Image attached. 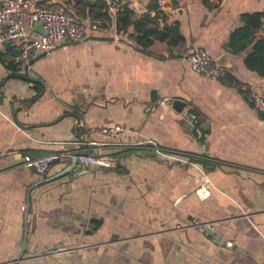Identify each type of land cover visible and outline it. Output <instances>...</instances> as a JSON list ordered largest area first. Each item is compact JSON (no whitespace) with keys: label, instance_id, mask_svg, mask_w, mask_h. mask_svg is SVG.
<instances>
[{"label":"crops","instance_id":"crops-1","mask_svg":"<svg viewBox=\"0 0 264 264\" xmlns=\"http://www.w3.org/2000/svg\"><path fill=\"white\" fill-rule=\"evenodd\" d=\"M167 1L162 11L158 0H128L133 24L118 30L99 1L63 0L85 40L35 52L30 68L6 59L22 39L0 44V264L18 254L26 223L14 264H264V109L248 92L264 87V36L243 19L262 16L264 0ZM137 24L157 30L147 49ZM196 47L224 68L220 78L192 69ZM104 125L130 127L131 141L152 137L198 167L90 131ZM93 141L89 152L114 155L116 165L37 185L25 220L29 188ZM61 153L73 156L44 174L25 163ZM201 170L212 183L205 198ZM194 218L217 222L216 234Z\"/></svg>","mask_w":264,"mask_h":264},{"label":"built area","instance_id":"built-area-1","mask_svg":"<svg viewBox=\"0 0 264 264\" xmlns=\"http://www.w3.org/2000/svg\"><path fill=\"white\" fill-rule=\"evenodd\" d=\"M63 0H0V44L6 41L22 39L20 52L15 56H7L6 59L19 66L30 68L33 55L37 51L48 53L54 50L64 41L82 42L85 40L86 27L73 15L59 6ZM99 1L105 10L118 15L123 12L125 6L129 5L128 0H96ZM159 9L166 11L169 8L167 0H158ZM37 23L43 25L44 32H38L34 37H29L27 31L35 28ZM261 32L264 36V13L261 16ZM192 69L206 77L218 79L224 74V68L217 64L214 58L205 49L196 47L188 55ZM249 97L256 108L264 109V87L248 89ZM195 120V117L192 116ZM92 133L114 137L118 145H149L154 155L161 159L198 164L190 159L170 153L168 149L161 147L152 137H145L141 140L131 141L130 134H138V131L123 125L114 126H92ZM96 142H89L94 144ZM70 153L50 154L32 157L25 156V163L33 167L39 174H44L55 160L64 161ZM117 163L114 155H99L89 152L88 155L78 156L80 169L92 167H111ZM204 178L197 189L201 198L211 195L209 184L210 178L204 170H201ZM192 226L198 230L216 234L218 223L215 221H204L194 218Z\"/></svg>","mask_w":264,"mask_h":264},{"label":"water","instance_id":"water-1","mask_svg":"<svg viewBox=\"0 0 264 264\" xmlns=\"http://www.w3.org/2000/svg\"><path fill=\"white\" fill-rule=\"evenodd\" d=\"M86 3H93L95 2L96 0H84ZM35 28H37L39 30V32H44L43 30V25L41 23H37L35 25ZM12 41H6L4 42L5 45H9ZM173 105L177 106V108L179 110H181V108L183 106L186 105V102L181 100V99H175L173 101ZM78 122H79V118H78ZM84 149L85 150H82V151H76L75 152V156L74 158L72 159V162L70 164H68L67 166H65L62 171L50 176V177H47L45 179H42L36 183H34L28 190V193H27V203H26V212H25V220H27L28 216H29V211H30V192L32 191V189L34 187H36L37 185H40V184H43V183H46V182H50V181H53V180H56L64 175H67L69 173H71L72 171L76 170L77 168H79V165H78V156L80 155H88L89 154V151H90V148L88 146L87 143L84 144ZM55 162H59L58 160H55ZM28 234H29V228H28V224L26 223L25 225V233H24V238H23V242H22V245H21V248L18 252V254L11 260L9 261L8 263L6 264H14V263H17L21 260L22 256L24 255L25 253V250H26V245H27V239H28Z\"/></svg>","mask_w":264,"mask_h":264},{"label":"trees","instance_id":"trees-1","mask_svg":"<svg viewBox=\"0 0 264 264\" xmlns=\"http://www.w3.org/2000/svg\"><path fill=\"white\" fill-rule=\"evenodd\" d=\"M130 13H131V9L130 6L127 5L125 6V9L123 12H120L117 15V27L118 30H123V29H127L128 25H132L133 21L130 18ZM243 19L245 21V23L248 26L254 27V28H258L261 25V15L260 14H248V15H244ZM135 28H137V37L136 40L138 41V43L142 46L143 49H147L152 43L153 40L151 39V36L155 35V32L157 30L155 29H151V28H139V25H135ZM160 40H166L168 38V36L166 35H161L159 36ZM169 43L173 44L174 41L173 39H169ZM18 53H13L11 54V56H15ZM249 64L250 60H247ZM9 65L15 69L16 71L19 68L18 64H15L13 62H10ZM257 69L260 70L261 72L264 71V64H261L260 66H257Z\"/></svg>","mask_w":264,"mask_h":264},{"label":"rangeland","instance_id":"rangeland-1","mask_svg":"<svg viewBox=\"0 0 264 264\" xmlns=\"http://www.w3.org/2000/svg\"><path fill=\"white\" fill-rule=\"evenodd\" d=\"M24 67V66H23Z\"/></svg>","mask_w":264,"mask_h":264}]
</instances>
